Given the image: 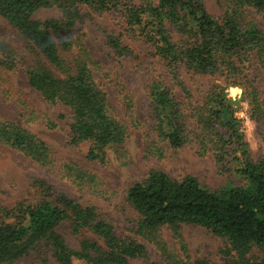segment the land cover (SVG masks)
<instances>
[{
  "label": "trees",
  "instance_id": "16d2710c",
  "mask_svg": "<svg viewBox=\"0 0 264 264\" xmlns=\"http://www.w3.org/2000/svg\"><path fill=\"white\" fill-rule=\"evenodd\" d=\"M221 1L222 14L215 16L203 0H0V16L22 43L18 47L0 37L1 87L6 85L4 70L23 69L29 85L68 119L66 143L88 144L87 161L109 164L110 151L122 152L130 137L96 74L106 77L107 72L91 55L82 31L87 19L115 14L121 31L103 30L111 53L130 54L123 38L134 37L151 48L163 67L147 82L149 117L144 123L135 116L133 96L111 80L125 115L142 131L145 156L161 160L169 150L188 146L198 156L211 154L232 177L212 189L191 174L178 178L160 168L149 170L125 192L134 212L127 220L140 239L117 233L93 203L34 177L36 200L0 205V264H216L189 254L184 225L202 226L220 237L218 255L225 264H264V154L253 159L236 115L241 100L246 101L264 135V30L252 16L264 15V0ZM49 9L57 14L36 16ZM228 87L240 88V98L230 97ZM3 94L7 97L9 89L3 88ZM17 101L20 119L0 115V144L78 192L102 198L116 194L96 173L29 130L30 121L44 119L50 127L57 123L27 100ZM164 228L176 248L164 238ZM150 248L158 261L150 260Z\"/></svg>",
  "mask_w": 264,
  "mask_h": 264
},
{
  "label": "rangeland",
  "instance_id": "374dc122",
  "mask_svg": "<svg viewBox=\"0 0 264 264\" xmlns=\"http://www.w3.org/2000/svg\"><path fill=\"white\" fill-rule=\"evenodd\" d=\"M203 2L211 14L215 16L222 14L223 4L221 0H203ZM56 14L55 9H49L40 11L36 16L47 17ZM252 16L264 30V15L253 12ZM90 19L86 20L82 28V31L86 33L85 43L91 55L103 65L107 72L106 77H102L98 72L96 74L107 90L110 104L130 130V137L125 143L123 151L119 154L110 151V163L106 165L87 161L85 154L88 144L68 145L66 143L68 119L60 117L63 111L59 106L48 104L41 94L29 85L23 69L3 71L2 75L6 83L3 88H8L10 94L7 97L4 96L1 87L3 81L0 80V115L8 119H20V104L17 99L21 98L30 102L32 106L37 107L39 111L56 121L57 125L50 127L44 119H39L26 123L28 129L61 150L70 160L96 173L106 186L115 191L116 194L110 198H102L89 191L78 192L70 182L61 179L21 152L0 144V205L11 206L22 199L36 200L38 195L31 186V180L34 177L45 178L81 202H91L96 205L99 212L112 222L117 233L139 238L131 231V221L127 220V218H133L134 212L125 200V192L133 181L142 179L149 170L160 168L178 178L191 174L197 177L202 184L212 189L219 188L232 177L229 171L218 168L211 154L198 156L188 146L169 150L161 160L153 156H145L142 131L139 127L132 125L125 115L122 109V98L111 80H118L125 86L128 94L133 96L135 116L141 123H144L149 117L148 99L146 97L147 82L152 75L163 73V67L156 55H153L151 48L142 40L134 37L125 36L123 38L130 47V54L116 56L111 53L105 46L103 30L107 32L121 31L119 20L115 14L93 16ZM0 37L15 46L20 47L22 45L17 30L1 16ZM185 77L188 83H191L189 76L186 75ZM217 80V78H212V81ZM219 81L223 82V79L220 78ZM227 92L230 97L239 99L242 90L236 87H228ZM240 105L236 115L242 120L251 155L253 159H257L264 154L262 126L251 118L246 101L241 100ZM64 114L67 115L68 112L65 111ZM62 230L67 231V227L62 228ZM163 235L171 246L177 247L172 234L166 228L163 229ZM183 235L188 246V252L192 257L207 256L216 264H225L223 258L218 255L223 240L207 228L184 225ZM67 239L72 244L76 243V239L70 235H67ZM155 254L154 250L150 248V260L158 261ZM252 254L258 255L259 253L253 250ZM142 262V260H131V264H141ZM78 263L81 264L80 261ZM19 264L25 263L21 261Z\"/></svg>",
  "mask_w": 264,
  "mask_h": 264
}]
</instances>
